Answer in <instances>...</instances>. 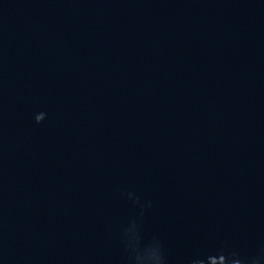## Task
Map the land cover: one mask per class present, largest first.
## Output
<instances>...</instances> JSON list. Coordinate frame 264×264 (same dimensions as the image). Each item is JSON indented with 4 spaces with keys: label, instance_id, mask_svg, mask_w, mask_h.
I'll return each mask as SVG.
<instances>
[{
    "label": "water",
    "instance_id": "water-1",
    "mask_svg": "<svg viewBox=\"0 0 264 264\" xmlns=\"http://www.w3.org/2000/svg\"><path fill=\"white\" fill-rule=\"evenodd\" d=\"M0 264H264V0H0Z\"/></svg>",
    "mask_w": 264,
    "mask_h": 264
}]
</instances>
